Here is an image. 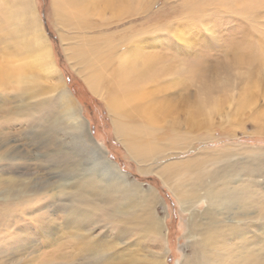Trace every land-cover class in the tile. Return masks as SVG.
<instances>
[{"label": "rangeland", "instance_id": "1", "mask_svg": "<svg viewBox=\"0 0 264 264\" xmlns=\"http://www.w3.org/2000/svg\"><path fill=\"white\" fill-rule=\"evenodd\" d=\"M148 1L151 4L141 12L143 14L132 18L135 24H144L146 34H155L161 39L182 25L183 29H187V34L204 41L202 43L206 50V60L214 65L215 71L222 70L223 77H229L228 81H218L217 84H212L215 87L205 90L202 96L205 97L206 108L203 111L199 110V105L195 102L196 94H200L196 85H176L175 90L189 89L191 95L185 89L181 91L186 93V99L190 101L186 107L181 104L183 98L178 102L176 99L179 97H175L170 106L175 108L173 112L180 110L179 106H183L184 110L186 108L182 115L184 119L180 121L176 117L178 113H171L166 121L161 122L159 135L148 136L149 143L155 149L153 156L149 157L153 160L143 158L140 161L128 152L116 133L113 115L106 100L92 93L86 80L73 67L59 30H70L71 35L83 31L73 26L63 27L58 21L55 26L56 15L52 0H36V6L43 29L52 44L53 57L63 75L60 82L50 71L45 74L37 71L41 66L34 60L32 49L35 47L30 44L32 42L29 39L25 41L30 44L27 50L24 44L20 47L21 43L14 41V27L19 29L20 35L28 37L23 30L26 18L23 1L0 0V5L6 6L3 11L6 21L4 27L0 28V67L11 69L9 73L12 79L0 86V124L5 117L13 116L10 118L13 124L5 123V128H0V134L6 131L11 133L10 143L16 148L15 153L19 154L15 155V166H12L19 177L17 178L20 180L27 173L33 178L32 184L47 181L50 185L48 194L43 193L37 198L31 195L25 202L31 204L29 210L32 214L55 216L54 212L67 208L73 202L74 207L79 205L84 209L81 208L82 212L87 213L86 219L94 228L90 235L95 237V243L102 245L100 240L106 243L129 242L131 247L127 246L119 252L118 262L142 264L143 257L150 254L151 250L161 251V246L152 244L155 237L148 229V220L152 217L154 221L153 215L157 211L164 219L166 234L163 246L169 250L166 260L169 264H178L177 260L180 259L183 264L184 255L190 253L189 213L183 210L175 188H182L183 191L194 188L192 177L197 172L210 169L223 174L239 167L241 172L257 182L252 196L239 200V211L253 212L257 207L264 208V0ZM109 23L93 31L117 32L129 24L115 27ZM241 50L245 53L250 51V57L238 64L236 55ZM20 68L26 76L32 69H37L34 70L38 75L36 83H18L19 77L16 79L14 73ZM207 82L209 85V81ZM61 89H67L74 95L73 102L64 98ZM57 97L62 98L59 100L60 108L56 106L50 110V103L56 101ZM73 104H76L77 112L83 115L90 127L91 135L107 151L108 158L117 162L126 174V179L138 186L137 190L125 192L119 189L120 196L116 200L105 198L110 181H102L98 176L106 169L104 163L83 147L76 149L79 142L68 134L76 120L71 112L72 110L74 113ZM51 118L56 122L61 121L64 127L57 136V145L49 138L52 136L48 132L50 124L46 126ZM43 128L47 134L41 131ZM67 153L71 156L67 157ZM198 156L205 159L202 165L194 164L187 170L178 165L188 157ZM4 162L3 160L2 163ZM2 170L3 166L0 165V174ZM91 171L96 176L91 175ZM18 182L17 188L25 190V184ZM6 184L7 182L0 181V188ZM52 189L54 190L51 191ZM258 193L260 198H257ZM78 197L93 198L101 207L89 211L86 199L78 200ZM21 199L20 197L17 201L20 202ZM103 205L108 209L104 219ZM205 206V201H202L197 209L201 210ZM7 207L8 202L4 201L2 194L1 220ZM88 229L85 226L80 231L84 235L75 233V237L70 236L67 231L59 232L57 237H63L59 239L62 246L56 255L57 252L53 251L55 246L47 245L37 230L32 235L37 239H28L29 244L21 245L14 228L9 237L14 242L11 244L13 247L5 250L7 246L3 245L6 247L0 252V264H94L90 260L97 261V255L85 259L75 258V243L79 240L78 237L88 235ZM117 234L123 236L118 237ZM22 238L20 239L23 240ZM106 264L115 262L108 260Z\"/></svg>", "mask_w": 264, "mask_h": 264}, {"label": "bare ground", "instance_id": "2", "mask_svg": "<svg viewBox=\"0 0 264 264\" xmlns=\"http://www.w3.org/2000/svg\"><path fill=\"white\" fill-rule=\"evenodd\" d=\"M22 1L26 17L23 30L29 38L20 35L19 29L17 31V27H14L12 29L14 41H19L20 47L24 44L26 50L32 44L35 47L32 49L33 56L35 55L34 60L41 66L40 70L35 68L34 70L43 74L50 71L60 82L63 75L53 57L52 44L43 29L36 6L37 2L36 0ZM149 4L151 3L148 0H52L56 15L55 26L58 21L63 27L73 26L77 30L83 31L74 32V35H71L70 30L58 29L62 36L61 40L65 41V48L73 67L86 80L92 93L106 100L110 113L113 115L117 135L122 139L128 152L140 161L143 158L148 161L153 160L149 157L153 156L155 149L149 143L148 136L159 135L161 122L166 121L171 113L174 115L178 113L176 117L180 121L184 119L182 115L186 108L184 110L183 106H179L180 110L173 112L175 108L170 106L173 105L175 97H179L176 99L178 102H180V98H183L181 104L186 107L190 101L186 99L184 92L186 88L175 90L178 83L196 85V90L200 91V94H196L195 102L196 105H199V110L203 111L206 108V100L202 96L205 90L215 87L214 85L218 81L229 80V77H223L222 70L215 71L214 65L206 60L204 41L187 34V29L184 27V30L182 25L181 27L175 25L176 28L172 34L161 39L155 34L152 36L146 34V30L143 28L144 24H135L132 18L141 16L143 14L141 12ZM5 8L6 6L0 5V28L4 27L6 21L3 12ZM108 23L115 27L129 24L117 32L93 31V29ZM28 39L32 43H25ZM18 43L14 42V44ZM246 53L242 51L236 55L238 64L249 59L250 51ZM1 67L0 86H3L7 84L8 80H12L11 73H9L11 69ZM34 70L32 69L26 76L20 68L14 73V76L16 79L19 77L18 83L26 81L33 85L38 79L37 72ZM207 81H209V85ZM188 90L186 91L188 92ZM61 93L65 99L73 102L75 97L69 90L61 89ZM188 93L191 95L190 92ZM60 99L62 98L60 97ZM60 99L57 97L56 101L50 103V110L56 106L60 108ZM73 108L74 113L72 110L71 112L76 116V120L68 134L79 142V146H75L76 149L83 147L88 153L92 152L91 154L95 158L104 163L106 169L98 176L102 181H110L105 198L116 200L120 196L119 189L125 192L137 190L138 186L132 185L126 179V174L122 172L117 162L108 158L105 148L101 147L95 137L91 135L90 127L83 115L77 112L76 104H73ZM191 111L190 109L189 112L191 113ZM12 117V115L5 117L0 128L4 129L5 123L13 124L10 119ZM176 124L179 123L176 122ZM48 125V132L52 135L49 138L57 145V136L60 135L59 131H62L64 127L61 121L56 122L52 118L48 120L46 126ZM41 131L47 134L44 128ZM11 139L9 131L1 132L0 165L3 166V170L0 181L7 182V184L0 188V196L3 194L4 201L8 202V207L4 210L6 213L2 214L5 215L2 220L0 217V252L4 251L6 246L5 250L12 249L13 245L11 244L14 242L9 237L13 234L12 229L14 228L17 230L15 236L21 245L29 244L28 239H37L32 236L35 234L33 231L37 230L44 237L42 239L47 245L55 246L53 251L57 252V255L62 246L59 239L63 238L57 237L59 232L67 231L70 236H74L75 233L84 235L80 231L88 226V235L78 237L79 240L75 243V258L83 257L85 259L97 255V261L90 260L94 264H106L108 260L120 264L118 262L119 252L127 246L131 247V244L129 242L106 243L101 240L102 245L95 243V237L90 235L94 228L92 224L88 223L87 213L82 212L81 206L74 207L72 202L67 208L54 212L56 217L52 215L35 216L31 213L29 210L31 204L25 202L31 195L37 198L43 193L48 194L50 185L47 184V181H42V184H32L33 178L29 177L27 173L26 175L22 174V179L21 177L20 180L18 179L19 177L12 166H15V155L19 154L15 153L16 148L10 143ZM168 146L171 148L169 144ZM69 153L66 154L67 157L71 156ZM3 160L4 163H2ZM204 160L200 156L188 157L180 161L178 165L187 170L194 164L202 165ZM110 173H112L111 176H107ZM90 174L96 176L94 171H91ZM18 181L25 184V190L22 187L17 188ZM192 184L195 185L194 188H186L184 191L182 188L177 190L175 188L177 199L183 210L189 213L190 253L184 255L185 263L183 264H264V208L257 207L258 209L256 208V211L253 212L239 211V200L245 196H252L253 188L257 182L237 167L233 171L227 173L225 171L223 174L210 169L199 171L192 177ZM260 196L258 193L257 198ZM20 197L22 199L18 202L17 199ZM77 199H86L89 211L101 207L93 198L78 197ZM202 201H205L206 206L198 210L197 205ZM125 204L123 203V206L127 207ZM15 207L16 209H14ZM104 207L105 205L102 208L103 219L108 210ZM153 216L154 221H152V217L148 220V229L155 237L152 244L161 246V251L151 250L150 254L143 257L142 264H169L166 260L169 250L163 246L166 234L164 219L157 211ZM20 221L21 223H19ZM41 235L38 236L40 240ZM117 235H119L118 237L123 236L122 234ZM21 237L24 241L20 239ZM5 239L8 243L2 242ZM64 244L66 245V242ZM3 245L6 246L3 247ZM177 261L178 264H182L180 259Z\"/></svg>", "mask_w": 264, "mask_h": 264}]
</instances>
